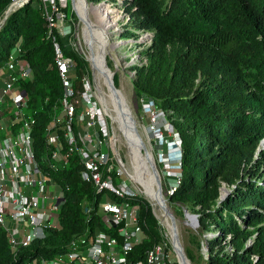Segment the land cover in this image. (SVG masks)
Segmentation results:
<instances>
[{
  "label": "trees",
  "instance_id": "trees-1",
  "mask_svg": "<svg viewBox=\"0 0 264 264\" xmlns=\"http://www.w3.org/2000/svg\"><path fill=\"white\" fill-rule=\"evenodd\" d=\"M11 1L0 0V18ZM130 1L155 33L153 47L161 56L159 62L166 46L178 40L188 48L186 55L193 63L203 58L206 64L199 68L204 73L202 85L188 94H184L187 84L182 79L187 80L192 71L176 74L175 82L161 80L158 87H149L144 69L136 67L140 81L144 78L136 85L137 91L151 98L162 112L172 111L184 121L177 127L180 186L170 200L199 216L202 236L212 232V225L218 229L208 239L209 251L188 249L189 260L192 264H264V0ZM55 43L72 60L75 89L83 92L86 64L68 37L57 30L49 34L38 0L13 13L0 30V66L14 55L32 69V77L21 86L27 94L29 115L37 120L34 152L64 196L54 216L56 228L47 229L45 238L29 247L13 249L0 230V264H41L42 259L66 253L71 242L86 232H111L100 208L103 195L82 181L79 157L73 156L67 165L52 158L54 146L48 141L47 127L63 112ZM76 122L72 128L78 133ZM59 133L65 144L64 126ZM224 185L231 193L222 201ZM109 199L120 202L113 195ZM132 204L139 208L145 234L131 256L132 261H140L164 238L150 204L140 198Z\"/></svg>",
  "mask_w": 264,
  "mask_h": 264
},
{
  "label": "built area",
  "instance_id": "built-area-1",
  "mask_svg": "<svg viewBox=\"0 0 264 264\" xmlns=\"http://www.w3.org/2000/svg\"><path fill=\"white\" fill-rule=\"evenodd\" d=\"M31 1L12 0L0 18V30L13 13ZM41 3L49 34L57 30L61 36L68 37L71 46V26L58 22L54 28V15L59 20L67 0H41ZM54 48L63 86V117L55 115L47 127L48 141L54 146L52 158L67 165L73 156L79 157L82 181L103 195L100 208L111 232L99 231L93 235L86 232L71 242L66 253L52 260L42 259L41 264H172L165 240L147 250L145 260L132 261V253L145 238L139 208L132 204L138 194L124 180L122 171L111 164L110 153L105 150V127L99 125L103 116L91 90L85 81L83 92L75 89L72 60L58 43ZM0 74H5L0 90V230L6 233L9 245L17 250L45 238L47 229L56 228L53 214L64 203V196L42 169L34 152L37 120L29 115L27 94L21 86V82L32 77L31 67L20 65L12 55L0 66ZM80 106L85 126L83 133H76L72 127ZM60 126H64L66 148ZM179 186L180 180H174L169 194ZM109 195L120 202L111 201ZM91 211L88 209L87 214Z\"/></svg>",
  "mask_w": 264,
  "mask_h": 264
},
{
  "label": "rangeland",
  "instance_id": "rangeland-1",
  "mask_svg": "<svg viewBox=\"0 0 264 264\" xmlns=\"http://www.w3.org/2000/svg\"><path fill=\"white\" fill-rule=\"evenodd\" d=\"M38 2L43 10L41 0H38ZM87 4L89 7L105 5L114 11L113 16L115 17L116 24L110 30V46L106 57V63L114 74L113 81L115 87L118 90H121L127 98L132 114L135 118L138 133L154 157L159 178L161 180L162 194L167 201L168 207H170L169 209L172 208L171 211L173 210L172 213L177 222L180 241L187 258L188 249L197 253V250L200 248L201 252L205 254L209 251L207 245L208 239L214 237V235L217 234L218 229L215 225H212V232L202 236V220L199 216L190 212L184 205L172 202L170 200L171 195L169 194V188L174 184V180H181V140L177 127L179 125L182 126L184 121L183 119H177L178 115L174 114L172 111L165 113L162 112L152 102L151 98H147L146 96H143L141 91H137L136 85H141L144 79L143 77L145 76L146 85L149 87H158L161 80H164L165 84H169L170 82L178 80V78L175 77L176 74H181L182 71H192L193 75H190L187 80L182 79V82L185 81L187 84L184 94H188L202 85L204 73L199 68H206V64H204L203 58H200L197 61V64L193 63L194 60L186 55L188 48L183 42L178 40H175L166 46L163 61L159 62L161 56L156 53V50L153 47L155 33L147 26L144 16L140 15L139 9L130 0H87ZM61 10L63 14L59 17V20L57 19V15H54L56 19V26H54V28H57L58 22H60L59 25L62 23L65 26H71L72 49L86 64L84 81L95 97L98 109L100 110L99 112L101 116H103L99 125L105 127V150L110 153L112 159L111 164L122 171L124 180L135 192H137L138 198L150 204L154 217L157 220L160 233L168 246V253L171 257L172 264L175 262L178 263L177 254L175 252L176 248H174L173 243L168 236L166 225L153 207L151 200L141 186L142 184L135 181L130 176V174H133L135 171H132L134 164L129 150L126 147L127 144L123 140V143H119L115 131L116 124L112 120L111 115L108 113L106 114L104 107L98 98L100 89L104 92H107L108 90L104 85V81L94 71L89 61V57L93 52V46L87 36L88 30L82 22L83 16L80 11H78L75 5V0H67L66 6L61 8ZM84 14L86 17L88 16V13ZM89 14L91 20L95 21L94 12H90ZM61 18H63L64 21L63 19L61 20ZM115 44H117V46L113 47ZM19 63L22 65L21 62ZM190 65L198 67L195 69V67H190ZM136 67L144 69L141 81ZM72 70L74 72V69ZM4 78L5 74H0V90L3 86ZM78 111V119L77 122L75 119V122L78 125L79 132L83 133L85 126L81 118L83 107L80 106ZM57 116L62 118L63 113L57 114ZM149 132H152L151 135ZM262 148H264V145ZM257 154L254 157L255 161L258 158ZM60 164L64 165L63 163ZM137 174L139 176L143 175L139 172ZM230 193L231 191L229 187L224 185L222 188L223 198L221 200H225ZM54 216L55 214H53V220ZM192 216H196L193 221L190 219ZM227 251L231 253L230 247H227Z\"/></svg>",
  "mask_w": 264,
  "mask_h": 264
},
{
  "label": "bare ground",
  "instance_id": "bare-ground-1",
  "mask_svg": "<svg viewBox=\"0 0 264 264\" xmlns=\"http://www.w3.org/2000/svg\"><path fill=\"white\" fill-rule=\"evenodd\" d=\"M75 5L78 11H80L83 16L82 22L84 23L85 28L88 30L87 36L90 40L91 45L93 46V52L89 57V61L94 71L104 81V85L108 90L107 92H104L102 89H100L98 98L101 101L106 114H110L112 120L116 124L115 131L117 133L119 143L123 140L127 144L126 147L129 150L134 164L132 171L135 172L133 174H129L135 181L142 184L140 185L144 188L148 198L152 202L153 207L166 225L168 236L171 239L174 247L176 248V252H179L180 248H182V243L180 241L178 226L177 232L180 243H178V241L176 240V236L174 234V229L172 227V222L170 219L171 216H174L172 213L173 210L171 211L172 208L169 209L170 207H168L167 201L160 193V178L154 157L149 148L144 143V147L149 152V157H145L144 152L142 151L143 146L140 144V141L137 140V135H135L134 140L132 139V129H130L129 124H133L136 127L135 118L132 114L127 98L125 97L123 92L115 88V86L112 87L111 84V79L113 80L114 74L109 69L106 63V57L110 46V30L116 24L115 17L113 16L114 11L111 10L110 7H107L105 5H100L98 7H89V5L87 4V0H75ZM90 12H94L95 21L91 20L89 14ZM84 13H88V16L86 17ZM116 46L117 44L113 45V47ZM136 172L142 173L143 175L139 176ZM190 219L193 221L192 218ZM182 264L190 263L186 258L182 261Z\"/></svg>",
  "mask_w": 264,
  "mask_h": 264
},
{
  "label": "water",
  "instance_id": "water-1",
  "mask_svg": "<svg viewBox=\"0 0 264 264\" xmlns=\"http://www.w3.org/2000/svg\"><path fill=\"white\" fill-rule=\"evenodd\" d=\"M111 84H112V87L115 86L114 81H113L112 79H111ZM115 88H116V87H115ZM25 95H26V92H25ZM129 125H130V129H132V139L134 140L135 135L138 136L137 140L140 141V144L143 146L142 151L144 152L145 157L148 158V157H149V152H148V150L144 147V142L142 141V137H141L140 134L138 133L137 128H136L133 124H129ZM263 145H264V143H263ZM159 184H160V193L162 194V188H161V182H160V180H159ZM162 195H163V194H162ZM222 198H223V196L221 197V199H222ZM190 218L194 219V218H196V216H192V217H190ZM170 219H171V222H172V227H173V229H174V234H175V236H176V240L178 241V243H180V242H179V237H178V232H177V222H176V219L174 218V216H171ZM173 246H174V245H173ZM174 248H175V247H174ZM175 252H176V250H175ZM176 254H177V258H178V263H179V264H182V261H183L184 259L187 258L186 253L184 252L183 247L180 248L179 252H176ZM187 259H188V258H187ZM188 261H189V263H190V260H189V259H188ZM190 264H191V263H190Z\"/></svg>",
  "mask_w": 264,
  "mask_h": 264
}]
</instances>
